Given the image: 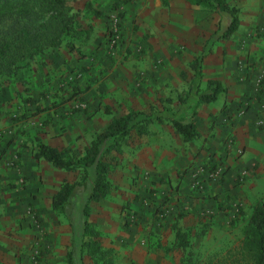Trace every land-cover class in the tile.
Returning <instances> with one entry per match:
<instances>
[{
  "label": "rangeland",
  "instance_id": "obj_1",
  "mask_svg": "<svg viewBox=\"0 0 264 264\" xmlns=\"http://www.w3.org/2000/svg\"><path fill=\"white\" fill-rule=\"evenodd\" d=\"M130 2L67 0L74 25L61 44L35 56L15 75L0 76V264H66L71 229L63 215L47 207L41 216L32 202L36 194L28 190L24 211L13 217L17 213L13 212L12 197L4 191L39 188V200L43 202L52 199L62 180L80 179V167L57 168L41 158L35 159L33 152L37 142L55 143L61 145L57 148H69L78 157L110 119L117 117L104 103L110 94L106 66L115 60L114 55L125 60L132 51L142 52L140 42L148 35V30L143 36L139 33L142 27L146 29L147 22L129 17L134 11L126 8ZM262 12L259 10L260 20L251 28V36H264ZM213 16H218L219 28L223 29L224 15L214 12ZM150 111L154 115L155 111ZM114 112L117 114V109ZM119 143L117 150L111 149L103 157L109 167L106 196L87 202L89 220L99 232L102 248L112 250L114 264H179V250L173 247V221L188 234L191 264H204L210 257L242 262L241 228L252 205L264 202V196L248 203L238 198L229 203L227 197L216 201L214 211L209 209L197 219L182 218L180 211L168 213L170 197L165 189L156 188V184L169 183L167 150L155 146L161 166L156 176L149 177L142 172L146 169L148 146L136 144L130 136ZM19 148L28 153V161L33 159L26 163L28 171L24 173L35 176L34 184L25 180ZM86 193L81 191L72 199L76 216L86 201ZM38 237L39 244L34 240ZM74 259L78 264H93L85 252Z\"/></svg>",
  "mask_w": 264,
  "mask_h": 264
},
{
  "label": "crops",
  "instance_id": "obj_2",
  "mask_svg": "<svg viewBox=\"0 0 264 264\" xmlns=\"http://www.w3.org/2000/svg\"><path fill=\"white\" fill-rule=\"evenodd\" d=\"M227 2L241 8L236 30L223 38L214 11L183 0H168L166 5L160 0H131L126 5L134 10L129 17L147 22L146 29L139 31L143 36L148 30L147 40L140 42L144 49L132 51L125 60L114 55L115 60L106 66L110 94L104 103L112 114L118 117L139 110L151 116L152 109L161 117V122L148 123L146 134L130 137L136 144L148 146L142 172L149 177L156 176L161 166L155 146L167 150L169 183L156 184V188L165 189L170 197L167 212L180 211L182 218L202 217L209 209L215 210L216 201L227 197L229 203L237 198L248 203L264 196V36H251V28L260 20L259 10L264 13V0ZM97 49L101 51V47ZM209 80L217 81L222 90L212 101L202 102L198 94L208 90ZM173 119L192 122L197 134L184 140L174 130ZM18 151L23 155L24 173L26 163L33 159L28 161V153ZM204 165L220 166L222 173L215 180L195 184V171ZM239 171L244 175L241 184L235 182ZM30 174H25V180L34 184L35 176ZM28 190L36 194L32 202L41 216L52 208L51 197L39 200V188L7 189L4 192L12 197L17 213L13 217L24 211ZM206 196L211 198L204 199ZM34 240L39 244L41 239Z\"/></svg>",
  "mask_w": 264,
  "mask_h": 264
},
{
  "label": "trees",
  "instance_id": "obj_3",
  "mask_svg": "<svg viewBox=\"0 0 264 264\" xmlns=\"http://www.w3.org/2000/svg\"><path fill=\"white\" fill-rule=\"evenodd\" d=\"M160 1L163 5L168 3V0ZM183 1L223 14L225 24L221 37L227 38L236 30L239 9L230 5L227 0ZM73 16L67 0H0V76H13L35 56L47 49L57 48L73 29ZM197 60L198 58L194 59L192 63L194 70H197ZM207 84L208 90L198 94V100L202 102L212 101L222 90L217 81L209 80ZM152 120L162 121L159 115L149 116L139 110L113 117L89 145L83 148V153L78 157H75L69 148L59 149L42 142L36 143L33 152L35 159L41 158L64 170L80 167L83 171L77 181L62 180L51 199V207L63 215L71 229V246L65 255L66 264H78L74 258H80L82 252L88 255L93 264H114L112 250L102 248L98 240L99 232L89 220L87 202L105 197L109 190V167L103 157L109 154L111 149L117 150L119 142L132 133L146 134L147 125ZM172 126L184 140L197 134L190 121L173 119ZM84 190L87 191L86 201L76 216L72 199ZM237 212L241 213L239 207ZM171 228L173 247L180 253L179 264H191L192 250L187 232L181 229L177 221H173ZM241 234L239 254L242 262L210 257L204 264H264V202L258 201L252 205L241 228Z\"/></svg>",
  "mask_w": 264,
  "mask_h": 264
},
{
  "label": "built area",
  "instance_id": "obj_4",
  "mask_svg": "<svg viewBox=\"0 0 264 264\" xmlns=\"http://www.w3.org/2000/svg\"><path fill=\"white\" fill-rule=\"evenodd\" d=\"M243 110H240V113H242ZM229 142V141H228ZM222 173V168L220 166H208L204 165L201 167H198L194 174V183L201 185L204 179L207 180H215L219 175ZM236 183L241 184L244 180L243 171H239L237 173Z\"/></svg>",
  "mask_w": 264,
  "mask_h": 264
}]
</instances>
